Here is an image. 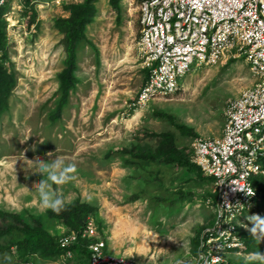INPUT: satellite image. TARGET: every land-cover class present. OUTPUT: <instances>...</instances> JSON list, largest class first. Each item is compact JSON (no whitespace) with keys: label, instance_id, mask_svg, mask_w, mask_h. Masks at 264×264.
Instances as JSON below:
<instances>
[{"label":"rangeland","instance_id":"obj_1","mask_svg":"<svg viewBox=\"0 0 264 264\" xmlns=\"http://www.w3.org/2000/svg\"><path fill=\"white\" fill-rule=\"evenodd\" d=\"M142 1L8 0L0 13V60L15 81L0 103V211L19 217H0V264H32L33 258L34 264H90L86 250L67 262L58 250H32L23 258L18 245L28 228L42 227L58 243L72 230L69 222L80 228L92 218L96 240L105 241L110 254L168 264L193 256L212 226L214 185L194 161L195 144L222 135L229 103L256 79L244 56L194 66L178 94L135 109L148 79L140 45ZM87 2L86 36L77 44V89L54 122L68 58L62 21ZM58 156L75 165L70 175L76 179L53 189L67 206L93 208L76 221L67 213L68 221L38 210L35 188L44 177L34 168ZM262 197L241 220L248 244L242 255L229 256L235 264L264 252V237L259 229L254 236L250 220L264 218Z\"/></svg>","mask_w":264,"mask_h":264},{"label":"built area","instance_id":"obj_2","mask_svg":"<svg viewBox=\"0 0 264 264\" xmlns=\"http://www.w3.org/2000/svg\"><path fill=\"white\" fill-rule=\"evenodd\" d=\"M7 3L0 0V11ZM140 11L148 79L132 104L135 109L178 94L194 66L214 67L244 56L256 79L229 103L222 135L200 138L195 144L194 161L213 180L214 220L198 253L177 260L235 264L229 256L242 255L246 249L241 220L261 202L254 181L264 178V0H143ZM229 204L231 212L222 211ZM98 236L92 218L82 230L64 233L60 246L65 262L75 258L74 248L82 241H91L90 264H156L112 255Z\"/></svg>","mask_w":264,"mask_h":264},{"label":"trees","instance_id":"obj_3","mask_svg":"<svg viewBox=\"0 0 264 264\" xmlns=\"http://www.w3.org/2000/svg\"><path fill=\"white\" fill-rule=\"evenodd\" d=\"M88 9H89V2H87L86 4L74 6L72 16L62 21L63 30L66 34L65 50L67 52L68 58H67V68L64 70L61 76V86H60L59 100L57 104V113H56L58 117L54 120V122H57L61 118V114L69 107L71 93L77 89V78L75 73L76 63H77V44L81 40H83L86 36L85 35V26L87 21L86 12L88 11ZM3 10H1L0 13ZM3 38H4V34L3 32L0 31V51L4 50L5 48V45L3 43ZM7 75L8 72L6 71L4 63L3 61L0 60V103L1 101L6 102L8 100V97L12 93V90L15 86V81L13 80V78L10 76L8 77ZM160 116L163 117L164 119H168L173 125L179 127L180 129L182 128V126H179L177 124L176 119L174 117L169 116L167 114H160ZM263 165H264V161H263ZM198 169L201 173H203L199 167ZM209 179L213 183V180L211 178ZM254 185L259 193L260 198L262 199L263 198L262 196L264 194L263 193L264 178L258 177L257 179H255ZM91 211H93V208L88 205H82V204H75L70 206L66 205L60 211L61 213L58 214L55 212V216H57L59 219H64L68 221L67 217L64 216V214L67 213L68 216L72 218V221H76V219L81 218V214H84L86 212L88 215ZM0 217H12L16 219L19 218L18 216L7 214L2 211H0ZM73 223L75 224V222H69V227L72 230L68 231L67 233H71L74 231L78 232L82 230L87 224L86 222L80 228L78 227L79 228L78 229L77 228L78 224L74 226ZM60 239L58 243H56L53 236L42 227L28 228L24 232L22 243L18 245V251L23 258L32 250L36 252H40L43 250H47V251L58 250L63 255L64 251L60 246ZM201 239H200V243H201ZM86 242L87 241H82L80 245L74 248V252L75 255L77 253L85 254L87 252L90 259L91 254L89 249L87 248L88 245L85 244ZM247 244L248 242L246 241V245ZM84 250H86V252H84ZM198 250L194 255L198 253ZM30 261L32 262V264H34L35 259L33 258Z\"/></svg>","mask_w":264,"mask_h":264},{"label":"clouds","instance_id":"obj_4","mask_svg":"<svg viewBox=\"0 0 264 264\" xmlns=\"http://www.w3.org/2000/svg\"><path fill=\"white\" fill-rule=\"evenodd\" d=\"M51 155V154H50ZM36 172L43 175V180L36 186V191L40 199L39 211L52 210L59 213L66 206V198L59 192L53 189V184H63L74 181L76 177L70 175L75 173V165L66 164L65 161L59 156L47 162H40L36 168ZM232 205L226 208L231 212ZM251 221L254 222L255 227L252 229L254 236H257L258 229L259 235L264 237V218L260 216H252ZM187 247V242L184 241V248ZM245 264H264V252L249 253L244 257ZM176 264H182L181 261H176Z\"/></svg>","mask_w":264,"mask_h":264}]
</instances>
